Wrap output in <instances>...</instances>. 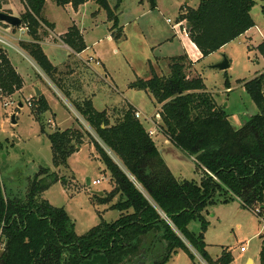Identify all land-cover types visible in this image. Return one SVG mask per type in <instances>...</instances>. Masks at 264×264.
Instances as JSON below:
<instances>
[{"label": "trees", "instance_id": "1", "mask_svg": "<svg viewBox=\"0 0 264 264\" xmlns=\"http://www.w3.org/2000/svg\"><path fill=\"white\" fill-rule=\"evenodd\" d=\"M52 1L58 7L71 5L74 9L86 2ZM109 1L115 2L113 9ZM92 2L107 13L111 30L117 29L119 38L121 29L114 11L122 0ZM22 4L19 18L28 29L29 40L20 41L19 48L70 100L96 135L99 142H93L109 172L112 189L105 197L95 195L92 199L97 204L115 201L111 209L118 211L119 218L77 236L64 209L42 198L51 184L61 181L65 185V180L55 171L40 168L22 199L5 198L0 185V264H84L95 255L104 258L103 264H165L179 249L192 260L189 247L206 264H231L230 253L215 261L207 253L203 239L207 222L202 211L214 193L221 191L224 202L237 200L243 209L264 221V72L243 84L258 114L238 129L207 92L201 77L189 74L195 63L186 55L166 58V72L158 69L157 73L150 66V76L132 86L150 94L160 105L159 132L188 158L198 155L194 163L201 174L199 183L182 180L171 173L133 107L123 104L96 111L90 99H73L82 92L85 73L76 70L77 64L70 57L62 69L44 54L41 43L48 36L47 30L53 29L43 17L46 0H22ZM6 5L7 0H0V13L11 14ZM254 6V0H201L195 9L181 6L177 21L186 22L190 42L205 58L255 26L250 16ZM150 7L156 8L155 0H150ZM62 41L75 54L86 50L77 27H70ZM256 50L264 59V43ZM78 64L89 72L83 63ZM225 86L229 89L228 81ZM22 88L21 76L0 47L2 97ZM34 102L36 118L37 112L49 110L42 95ZM47 137L53 168L66 169L69 156L82 145V136L68 129L53 131ZM196 221L200 224L198 234L188 229ZM260 264H264V241Z\"/></svg>", "mask_w": 264, "mask_h": 264}, {"label": "rangeland", "instance_id": "2", "mask_svg": "<svg viewBox=\"0 0 264 264\" xmlns=\"http://www.w3.org/2000/svg\"><path fill=\"white\" fill-rule=\"evenodd\" d=\"M92 1L86 0L74 9L71 5L58 7L52 0H46L43 17L54 25V33L62 35L68 28L77 27L83 35L87 50L78 58L62 45L55 46L53 42H47L41 46L44 54L54 66L62 69L70 57L77 64L76 70L85 73L82 92L80 95L74 94L73 99L81 97L92 100L96 111L113 109L123 104L132 105L140 112V122L145 129L154 132L152 139L155 145L160 150H169L167 153L174 161V166L180 168L174 169V176L199 183L201 176L192 159L168 142L149 121L159 112L160 105L150 94L132 86L138 80H146L150 76V66L157 73L158 69L166 72V58L186 55L189 61L195 63L189 74L201 77L207 92L228 115L232 127L240 128L250 117L258 114L243 84L264 72V59L256 50L258 45L264 43V2L254 0L255 6L250 16L255 26L246 36L201 58L189 38L183 34L186 22L177 21L181 6L195 9L201 0H155V9H151L150 0H122L120 7L114 11L121 29L119 38L117 29L111 30L112 22L107 19V13ZM114 4V1H109L112 9ZM5 7L15 17H19L24 10L22 0H7ZM177 24L179 26L175 27ZM49 35L48 32L45 41ZM0 38L16 49H20V41L29 40L26 33H21L19 29L10 31L1 27ZM0 47L23 80V88L19 92L0 97V185L3 196L24 198L29 181L34 179L40 168H45L55 171L65 180V185L61 181L51 184L42 198L51 206L64 209L77 236L85 235L100 223L116 221L119 213L111 209L115 201L97 204L93 200L95 195L105 197L112 189L109 172L100 160L93 142L94 139L98 141L93 130L72 111L70 100L64 98L47 78L49 85H41L44 83L43 73L30 58L15 49ZM89 58L98 59L101 65L92 62L91 69L85 65L88 72L78 62L84 64V60ZM223 59L228 61L229 68L225 71L214 69ZM226 81L229 89L225 86ZM36 89L49 91L43 94L47 96L51 107V111L46 113L37 112V118L33 112ZM28 100L32 108L28 106ZM154 123L158 124L159 121ZM69 128L82 136V145L79 152L69 156L66 169L55 170L47 135L58 129ZM96 180L100 183L92 185ZM223 199L221 191H216L202 211L207 222L203 231L207 253L213 260L224 253H230L233 259L231 264H260L263 224L251 212L241 208L238 201L224 202ZM188 229L198 234L200 224L197 221L191 222ZM241 246L245 247L244 252H240ZM189 250L193 254L192 260L179 249L165 264H206L191 247ZM103 263L104 258L95 255L84 264Z\"/></svg>", "mask_w": 264, "mask_h": 264}, {"label": "crops", "instance_id": "3", "mask_svg": "<svg viewBox=\"0 0 264 264\" xmlns=\"http://www.w3.org/2000/svg\"><path fill=\"white\" fill-rule=\"evenodd\" d=\"M69 6V5H68ZM50 24H52V23H50ZM255 24V23H254ZM52 26H53V31H50V30H48V32L50 33V37L48 38V40H46L45 41V39H44V41L41 43V45H45L47 42H53L54 44L53 45H55V46H58L57 44H60V45H62V47L64 48V49H66L67 51H69V52H71V54L74 56L75 55V53H73L72 52V50L70 49V48H68L64 43H63V41L60 39V37L61 36H64L65 35V33L67 32H65V33H63L62 35H56L55 33H54V25L52 24ZM187 27V26H186ZM69 29V28H68ZM67 29V30H68ZM78 29V28H77ZM79 30V29H78ZM251 30V29H250ZM250 30L249 31H247L244 35H242V36H246L249 32H250ZM80 31V30H79ZM80 34H81V36H82V38H83V35H82V33H81V31H80ZM241 36V37H242ZM47 38V37H46ZM107 40H110V37H107ZM55 41H57V42H55ZM195 47V46H194ZM86 50H87V46H86ZM85 50V51H86ZM85 51H83L81 54H79V57L82 55V54H84L85 53ZM191 59V58H190ZM94 60H96V61H99L98 59H94ZM192 60V59H191ZM192 62H193V60H192ZM82 63V62H81ZM101 63V62H100ZM194 63V62H193ZM101 65V64H100ZM103 66V65H102ZM17 70V72L19 73V71H18V69H16ZM89 70V69H88ZM93 71V70H92ZM106 73V72H105ZM20 74V73H19ZM108 74V73H107ZM93 75V74H92ZM109 75V74H108ZM21 76V75H20ZM42 76V75H41ZM43 76H44V74H43ZM42 76V80L44 81V83L42 82V86H43V84H48V80L46 81V77L44 76L43 77ZM50 82V81H49ZM33 83V82H32ZM34 85H36V81H34ZM49 85V84H48ZM43 90V89H42ZM41 89H36V91H38L39 93H40V95H42V96H44V99L48 102L47 104H48V107H49V110L48 111H51V107H50V102H49V100H48V98H47V96L46 95H44L43 94V92H45V93H49V91H47V90H43L42 91ZM47 98V99H46ZM91 102H92V100H91ZM132 106V105H131ZM133 107V106H132ZM134 108V107H133ZM71 109V108H70ZM134 110L136 111V112H139V111H137L135 108H134ZM47 111V112H48ZM73 112H75L76 114H77V112L73 109L72 110ZM140 113V112H139ZM156 114H158V112L156 113ZM155 114V115H156ZM78 115V114H77ZM52 116H53V113H52ZM140 119V118H139ZM65 130H68V129H65ZM69 130H70V128H69ZM147 130V129H146ZM58 131H64V130H61V129H58ZM149 132V131H148ZM162 134V133H161ZM166 138V137H165ZM153 140V139H152ZM166 140H167V138H166ZM168 141V140H167ZM166 141V142H167ZM169 142V141H168ZM158 148V147H157ZM80 150V149H79ZM158 151H159V153H160V155H161V157L163 158V160H164V162L166 163V165H167V167L169 168V170L171 171V173L174 175V169H176V170H180V168L179 167H177V166H174V161L171 159V157H169V155H168V151L169 150H166V148L165 149H162V150H160L159 148H158ZM79 152V151H78ZM77 153V152H76ZM163 153L165 154V156H163ZM196 165V164H195ZM197 170V169H196ZM198 171V170H197ZM199 173H200V171H198ZM200 176H201V174H200ZM176 178H178V177H176ZM232 201H237V200H232ZM240 204V203H239ZM240 207H241V205H240ZM242 208V207H241ZM244 210H246V209H244ZM261 236H262V234L260 235V238H261ZM264 241V239H262V242ZM211 258V257H210ZM212 259V258H211ZM213 260V259H212ZM213 261H215V260H213Z\"/></svg>", "mask_w": 264, "mask_h": 264}, {"label": "built area", "instance_id": "4", "mask_svg": "<svg viewBox=\"0 0 264 264\" xmlns=\"http://www.w3.org/2000/svg\"><path fill=\"white\" fill-rule=\"evenodd\" d=\"M168 22L170 23V20H168ZM3 24V23H2ZM5 25V24H4ZM7 26V25H6ZM179 25L177 24L175 27H178ZM0 27L1 28H3V29H6V30H10V31H12V30H14L13 28H11V27H7V28H5L4 26H1L0 25ZM186 29H184L183 30V34L186 36V37H188V34H187V30H188V28L187 27H185ZM19 29V31L21 32V33H26V35H27V32H28V29H27V27L26 26H20V28H18ZM0 45L1 46H3V47H9V48H11V49H15V51H19L20 53H22L23 55H25L20 49H16V48H14L12 45H10L9 43H7L6 41H4L3 39H1L0 38ZM75 56L76 57H78L79 58V54H75ZM28 57V56H27ZM29 58V57H28ZM92 62H94L96 65H100V63L98 62V61H96V60H94V58H89L88 60H84V65H86L89 69H91V66H90V64L92 63ZM0 97H2V94H1V91H0ZM28 102V106L30 107V101L28 100L27 101ZM4 106H7V104H5ZM135 117L137 118V119H139L140 118V113L139 112H136L135 113ZM149 121H151L155 126H156V128H157V124L156 123H154L155 121L157 122V121H159V114H156L152 119H149ZM158 129V128H157ZM148 134H149V136L152 138L153 136H154V132L153 131H149L148 132ZM100 183V181L99 180H96V181H93L91 184L92 185H98ZM260 220V222L263 224V227H264V221L263 220H261V219H259ZM245 251V247H243V246H241L240 247V252H244Z\"/></svg>", "mask_w": 264, "mask_h": 264}, {"label": "water", "instance_id": "5", "mask_svg": "<svg viewBox=\"0 0 264 264\" xmlns=\"http://www.w3.org/2000/svg\"><path fill=\"white\" fill-rule=\"evenodd\" d=\"M0 23H3L13 29H18L20 28V26L22 25L21 20L19 17H15L11 14H6V13H0ZM187 28H189L187 26ZM229 68V63L226 59H223L220 63L216 64L214 66V69L219 70V71H225ZM40 95V93L38 91H36L35 96L38 97ZM22 105H20L19 107H21ZM14 117H12V124H14ZM198 155H195L193 157H191L192 161H196ZM89 180H87V185H89ZM102 196V195H100ZM146 264H149V262H147Z\"/></svg>", "mask_w": 264, "mask_h": 264}]
</instances>
